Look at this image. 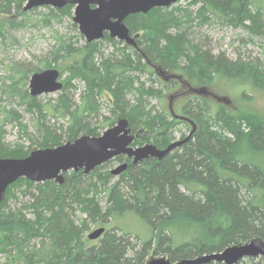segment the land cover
<instances>
[{
    "label": "trees",
    "instance_id": "16d2710c",
    "mask_svg": "<svg viewBox=\"0 0 264 264\" xmlns=\"http://www.w3.org/2000/svg\"><path fill=\"white\" fill-rule=\"evenodd\" d=\"M27 1L0 0L1 37L24 27L15 18L27 14ZM72 7L60 11L72 18ZM125 22L139 35L136 46L107 33L81 47L59 36L42 66H9L8 82L0 88L10 101L0 106V158H23L82 135L100 136L123 118L132 133H139L134 146L150 142L164 149L174 141L179 123L192 129L174 114L193 121L195 133L161 160L133 164L121 155L89 174L66 173L61 184L25 178L11 184L0 203V264H147L152 254L179 261L264 240V118L228 111L223 104L214 108L198 95L174 108V114L151 102L162 97L154 80L166 90L191 85L187 80L211 84L216 77L264 89V62L214 52L202 32L220 25L245 30L249 38L244 43L264 39V0H189L185 6L130 15ZM105 42L113 47L107 54ZM53 63L61 66V76L64 71L69 75L56 103L44 106L29 93L28 81L31 73ZM70 80L84 83L79 100ZM103 93L111 97L110 116L101 113ZM16 102L37 114L31 133L12 108ZM50 115L66 119V125L48 122ZM9 120L18 121L29 144L7 142ZM123 161L129 163L127 170L113 176L109 167ZM126 217L143 222L149 237L124 231L119 223ZM97 224L106 231L90 240ZM237 264H264V258Z\"/></svg>",
    "mask_w": 264,
    "mask_h": 264
},
{
    "label": "water",
    "instance_id": "95a60500",
    "mask_svg": "<svg viewBox=\"0 0 264 264\" xmlns=\"http://www.w3.org/2000/svg\"><path fill=\"white\" fill-rule=\"evenodd\" d=\"M180 0H28L25 10L35 7L51 6L64 8L75 6L73 22L78 25L81 34L87 42L101 40L107 33L111 38L136 46L138 34L130 31L126 19L133 14H146L157 7H170ZM29 93L34 96L60 92L63 88L61 72L57 68H46L31 74ZM188 120L192 130L182 139L174 140L164 149L153 143L133 146L137 134L132 133L129 121L120 119L117 124L105 130L100 136L82 135L72 142H66L56 147L36 149L23 158H0V203L5 197L7 188L21 178L35 183L54 180L57 183L65 181L68 171L82 170L89 174L96 167L118 156H126L133 164L147 158L161 160L169 153L180 148L192 138L197 127ZM129 163L124 161L111 169L113 176H118L127 170ZM106 231L99 227L88 234L90 240L100 238ZM264 258V240L252 239L245 243L234 244L221 251L205 254L193 259L172 261L167 256L153 257L147 264H204L211 261L224 264H237L246 258Z\"/></svg>",
    "mask_w": 264,
    "mask_h": 264
},
{
    "label": "rangeland",
    "instance_id": "374dc122",
    "mask_svg": "<svg viewBox=\"0 0 264 264\" xmlns=\"http://www.w3.org/2000/svg\"><path fill=\"white\" fill-rule=\"evenodd\" d=\"M188 2L189 0H180L176 5L185 6ZM64 8H68V6ZM64 8H53L56 12L50 10L52 9L51 6L29 9L26 15H18L15 18L24 24L23 28L12 30L10 33H6L5 37L0 36V88L3 86L4 82H8L5 77L9 66L13 64L32 67L37 65L42 66L43 63H40L41 60L44 59L52 47L57 43V38L59 36H66L67 39L71 40L77 47H81L85 44L86 38L81 34L78 25L76 29L72 25V23H74L73 17L71 18L69 15L60 11ZM74 9L75 6L72 7V14H74ZM57 17L60 19L57 20ZM1 18L0 14V19ZM202 32L206 36L205 42H209L214 52H224L230 57H235L239 54L244 59L254 58L260 60V62H264V39L261 37L254 38L253 42L244 43L245 40L249 38V34L245 30L220 25L204 27ZM120 47H122V45H120ZM112 50L113 47L110 43L105 42L103 44V51L105 54ZM53 67L59 70L61 69V66L58 67L55 63H53ZM68 75L69 72L67 71L62 73L63 82H65ZM147 77V74H143V79ZM154 81L155 87L162 89V97L159 95L161 98L158 96L151 97V102L156 106V109H174L182 106L194 95H198L207 99L214 108H218V105L223 104L228 111H236L238 113L247 111L264 118V89L249 84L238 83L235 79L216 77L211 84L207 85H199L194 81L187 80L191 85L181 83L176 88L169 90H166L161 84L157 83L156 80ZM69 85L76 86V89H74L75 92L73 91V93L75 94V98L79 100V94H81L84 89V83L77 80H70ZM27 89L29 91L28 86ZM60 95L61 91L52 94H43L38 97V100L42 105L49 106L55 104ZM101 103V113L105 116H110V95L103 93ZM9 104L10 101H8L6 96L2 95L0 91V106H8ZM12 106V108L16 109L20 114V122L27 126V132L31 133L33 131V117L35 118L37 114L30 111L25 104L18 105V102H16L13 103ZM47 119L48 122L50 121L58 126L59 124L66 125L67 122L66 119L51 115L48 116ZM98 122V120L94 119L93 125H98ZM6 130L7 142H15L21 139L26 144H29V135L20 130L18 121L9 120ZM189 131L190 128H188L186 124L179 123L177 125V132L174 140H178L183 137V135H187ZM117 163L118 162L112 164L109 169L115 167ZM73 172L76 171L71 170L68 171L67 174ZM22 188H25V186ZM119 224L126 232H130L134 235L139 234L144 239L149 237V229L147 226L136 218L126 217ZM99 227H101V225H95V228ZM153 257L160 256L150 255V259Z\"/></svg>",
    "mask_w": 264,
    "mask_h": 264
}]
</instances>
